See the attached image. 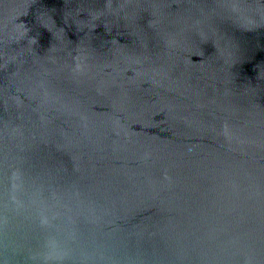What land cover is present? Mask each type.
<instances>
[{
    "label": "water",
    "instance_id": "95a60500",
    "mask_svg": "<svg viewBox=\"0 0 264 264\" xmlns=\"http://www.w3.org/2000/svg\"><path fill=\"white\" fill-rule=\"evenodd\" d=\"M0 264H264V0H0Z\"/></svg>",
    "mask_w": 264,
    "mask_h": 264
}]
</instances>
